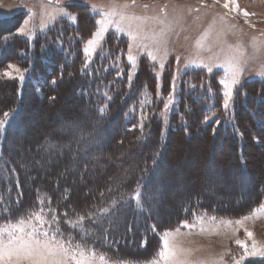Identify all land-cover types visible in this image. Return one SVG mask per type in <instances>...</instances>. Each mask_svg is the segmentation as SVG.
<instances>
[{"label":"rangeland","instance_id":"1","mask_svg":"<svg viewBox=\"0 0 264 264\" xmlns=\"http://www.w3.org/2000/svg\"><path fill=\"white\" fill-rule=\"evenodd\" d=\"M2 19L7 21L0 23L3 55L10 54L9 45L16 51L13 60L0 62V120L15 106L10 82L21 81L20 73L9 66L28 76L32 62L30 56L26 62L23 58L30 43L44 51V57L60 48L70 60L77 50L78 72L86 70L94 78L95 70L102 69L108 77L91 104L71 89L73 70H67L68 75L50 89L52 97L45 98L54 100L45 106L27 100L14 121L19 129L5 134L6 148L0 152L2 160L17 150L11 157L38 174L50 169L58 175L72 174L66 186L73 188L72 196L80 203L86 201L84 215L104 208L112 212L105 221L118 225L113 227L119 232L114 249L139 245L141 250L136 252L139 260L107 264L159 260L166 232L183 264H236L244 255L237 240L246 242L249 250L254 241L264 247V187L255 194L259 195L254 204L218 208L237 191L248 200L254 197L252 185L256 192L264 185V0H0ZM84 21L92 25L88 30L82 27ZM101 21L105 31L94 51L86 53L87 41L95 38ZM118 21L124 32L117 30ZM22 27L24 33L18 31ZM129 31L137 34L135 40ZM5 71L12 75L5 76ZM233 72L237 83L226 97L220 81L231 80ZM191 108L202 113L200 125L193 124ZM110 112L112 123L100 118ZM39 136L42 143L33 149L31 141ZM78 165L83 170L79 175ZM10 179H18L17 202L27 205L30 178ZM47 179L43 182L56 184L55 178ZM189 195H199L200 202L201 196H208L216 205L202 206L183 218L177 215L178 204ZM10 200L15 203L14 193L3 199L0 195V213L4 205L11 206ZM70 207L59 216L64 222L77 216L78 223L80 214ZM141 207L155 216L154 225L175 216V226L155 228L161 230L156 239H142L139 223L123 224L131 215L140 217L133 210ZM36 211L30 208L0 225L27 220ZM43 212L46 219L52 218L51 212ZM240 264H264V258L248 257Z\"/></svg>","mask_w":264,"mask_h":264},{"label":"trees","instance_id":"2","mask_svg":"<svg viewBox=\"0 0 264 264\" xmlns=\"http://www.w3.org/2000/svg\"><path fill=\"white\" fill-rule=\"evenodd\" d=\"M6 22H7L6 20L3 19L0 20V23H6ZM83 25L82 27L85 28V30H88L92 26V25L91 26L87 25L86 22L83 23ZM67 39L69 38L66 37V40ZM36 48L37 47L31 45V43L28 44V47L26 48L27 51L25 53L26 56L23 58V60H25L26 62L28 56H30L29 60H31L32 62V64H30V68L27 70L28 76L24 75V79L20 81L21 83L10 82L12 83L11 87H15L14 99L12 101L10 100L13 104H15V106L14 108L9 110L8 112L9 116L5 117L4 119L5 124L3 127H1L0 130V152L2 151L3 148H6V144H5L6 136L10 133L11 130L16 132L20 127V124L19 125L17 123L14 124L15 119L19 116L18 113L21 110L23 111L25 109L28 101L29 103H35V104H39L40 106H45V104L54 100L53 98H51V100L45 98L52 97L49 94L50 89L55 87L57 82L61 81L60 79L65 78L67 70H73V77L69 82V84L71 85V89L73 88L74 91L78 92L80 99L82 98V96H84L87 98L86 101L90 102L91 104H95V100L97 98L96 96L99 95L100 89L103 88L104 81L106 80V78H108L107 76H104L103 74L104 70L102 69L95 70L96 72L95 74H93L94 78H92L90 72H86V70H80V72H78L77 66L79 61L78 58L77 57L75 58L74 56V55H79V52L77 50H74V54H72L71 59L68 60L66 54L64 53L65 49L62 50L60 48L59 49L55 48L56 54H51L49 57H44L43 56L44 51L40 52V49H36ZM5 49H6V45L0 47V62H3L5 59L8 60L14 59L13 57L15 56L16 50L13 49V46L9 45L8 49L10 51V54L3 55ZM55 57H56V61L54 60ZM19 63L23 64L21 60L19 61ZM44 66L46 67L44 68ZM2 67H0V70ZM84 78L86 79L83 80ZM87 78L89 79L87 80ZM49 79L55 80L54 83ZM47 80L49 81V83L47 82ZM31 81L38 82L39 84L32 85ZM42 91L45 93V95L42 93ZM80 103L81 105H84L85 101L84 103L83 101H81ZM16 104H19V106L16 107ZM108 110L109 111L112 110L110 106L108 107ZM112 112L113 114H117L114 110ZM201 114L202 113L199 110L197 109L194 110L191 108L190 118L193 120V124L200 125ZM100 118H104V121L106 120L109 123L113 122L111 112L108 113L106 116H102V117L100 116ZM19 119H21V117ZM21 120L22 122H24L25 119H21ZM9 125L11 126V128L8 127ZM102 130H104V128H102ZM5 134L7 135L5 136ZM229 136L230 133H227L226 137ZM111 137L112 134L109 136L108 140H112ZM39 138L40 136L37 138V140L31 141L33 145V149L35 148L34 145H39L40 143H42V141H39ZM23 143L29 144V142L27 143L25 140H23ZM97 145L101 146V148L104 149L106 148V145H100V143H97ZM15 152L17 154V150H15L13 154ZM13 154H11L10 157L6 156L5 158H2V160L0 159V195L3 199L7 194L8 197H11L12 193H14V201H15V203H13L12 200L9 201L11 206L4 205L3 207L4 211L0 213L1 223L9 222L11 221V219H16L19 216H23V214L27 213L30 210V208L31 210H38V209L39 210L43 209L44 211L47 210L51 212L52 215L58 217L59 228L60 231L63 233L62 238L64 240L67 241L68 237L71 236L74 238L72 241L73 243L80 242L83 243L87 248H94L96 252L104 254L112 262L114 261L123 262L132 259L139 260V258H137V256L139 255H137L136 253L139 252V250H141L139 245L137 246V249H134L129 245H123L120 246L118 249H114V247H116L117 245L115 241V237L116 234H118L119 232L116 231V228L115 229L113 228L118 226L116 222L108 224L105 221L107 217L113 216L110 210L107 213H104L101 210L99 213H95L91 215V217L84 215L82 210H83V206L86 205L85 203L86 201L80 203L81 201H78L76 197L72 196L73 188L66 186L67 184H69L68 182L69 178H73L72 174L58 175L59 172L58 171L54 172L53 169L52 170L50 169L49 171H47V173L43 172L38 174L34 169V167H31L30 169L26 170L24 165L25 162L21 161V159H13L11 157L13 156ZM80 167H81L80 165L75 167V173L78 175L83 173V170H80L81 169ZM12 173L14 174V176ZM247 176H249L248 172H247ZM10 178L13 179L30 178L28 183L30 182L31 185L30 187L31 194L29 195V197H26L28 203L27 205L21 204L20 201L17 202L18 187L16 184L18 183V179L15 181V180H11ZM43 178H48L47 180L49 182L52 181L51 178H55L54 181L56 182V184L54 185H51L50 183L47 184L45 183L46 180H44L43 182ZM19 183L21 184V186H24V184L21 182V179ZM54 186L56 187V189L53 188ZM82 186L85 185H81V187ZM263 187L264 185H261L259 190L256 192L257 189L255 184L252 185V187H250V190L252 189L253 191L252 195H254V197L249 198L248 200H244L245 198L242 197L240 192L234 191L236 192L234 199L231 201H227L226 204L225 201L223 202L220 201L219 202L220 204H218V208L222 206L224 207L226 205L228 206L232 205L234 210H236L240 208L242 209V207H244L246 204H250V205L254 204L255 201L258 200V195L260 194L259 192L263 189ZM256 193L259 194L255 198ZM86 195H88V193ZM198 198L199 195H197L196 197H192L189 195L186 199H184L181 203H179L178 207L180 208V211L177 215L182 214L181 216L184 218L186 216H190L193 210L195 209L199 210L203 208L202 206H204L205 209L206 208L208 209L211 207H215L216 205V203H213L211 201L209 202L208 196L205 195L201 196V199H203L204 203L197 201ZM71 201L72 204L70 203ZM7 207H9L10 209H8ZM66 207H70L74 209L77 212V213L74 212L75 215L80 214V217L85 216L84 219L80 220L77 223L74 221L75 218H77V216L74 217L75 215H73L71 217H74L72 220L74 226L72 225L68 226L66 222L62 221L61 216H59V211H62L61 213H64L65 210L69 209ZM89 208L91 209L94 207L93 205H91ZM133 212L134 214L139 215L140 217L131 215L130 217L125 219V222H123V224L125 223L124 226L126 224L128 226L130 225V223L133 224L139 223L140 224L139 228L143 230L142 239L144 240L151 238L156 239L157 231H161V230L159 229L155 230V228L162 229L165 227H173L175 226L177 221L175 216H173L168 219L164 218L163 222L165 224H162L160 222L154 225L153 222L155 223V221L157 222V220L154 218L155 216L151 214L149 208L141 207L139 209H134ZM139 218L141 219L140 221ZM148 222L152 224L150 228L147 227Z\"/></svg>","mask_w":264,"mask_h":264},{"label":"snow or ice","instance_id":"3","mask_svg":"<svg viewBox=\"0 0 264 264\" xmlns=\"http://www.w3.org/2000/svg\"><path fill=\"white\" fill-rule=\"evenodd\" d=\"M225 6L227 7V4ZM93 9L95 10V6H93ZM112 14L114 15L115 13ZM123 19L124 17L121 15V21ZM98 23H101V28L94 34L95 38L87 41V47L84 49L86 53L94 51L101 33L105 31L104 22ZM116 27L120 32L125 31L120 21L116 22ZM18 31L24 33L25 28L22 27ZM128 35L134 40L137 36L132 31H129ZM152 58L155 59V56ZM133 59L134 57L130 55L129 60ZM9 67L14 68L17 73H20L19 78L21 80L24 79L19 68H15L12 65ZM208 71L211 72L212 68H208ZM4 75L11 76L12 73L5 71ZM220 83L226 89L225 96H230L232 86L237 83L235 72H233L231 80H221ZM225 107H227V100L225 101ZM100 111L102 112L103 109H100ZM4 116L8 117L9 113L5 112ZM205 119L207 120L208 117ZM4 124L5 121L0 120V127H3ZM112 203L113 205L116 204L115 201ZM102 211L107 213L109 209L104 208ZM89 216L91 217V214ZM83 219L84 217H79L78 222ZM66 223L72 224L71 221H66ZM246 234L249 237L253 235L252 232L247 230ZM168 235L169 233L166 232L163 248L158 254L160 259L153 260L150 264H161V261L163 264H183L178 258V250L169 245L167 240ZM58 236L63 237V233L59 228L58 217L53 215L50 220L46 219L43 209L31 213L27 220L21 217L15 223L10 222L0 225V264H96L97 260L101 264H107L108 257L102 253L98 254L94 248H87L80 242L73 243L74 238L71 236L68 237L67 241L62 238L58 239ZM236 243L244 248V255L240 257L236 264H240V261L248 257L264 258V247L257 246L255 241L252 243L250 250L246 242L237 240Z\"/></svg>","mask_w":264,"mask_h":264}]
</instances>
